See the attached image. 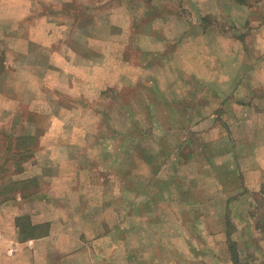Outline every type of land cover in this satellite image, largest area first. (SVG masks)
<instances>
[{"label": "rangeland", "instance_id": "obj_1", "mask_svg": "<svg viewBox=\"0 0 264 264\" xmlns=\"http://www.w3.org/2000/svg\"><path fill=\"white\" fill-rule=\"evenodd\" d=\"M50 1L32 0L28 20L48 14L55 40L79 33L73 17L83 5L68 12ZM205 21L222 31L217 13ZM59 43L48 47L51 58ZM181 48L163 63L145 62L161 94L131 87L138 57L127 66L114 62L113 73H126L131 84L128 77L111 86V63L76 67L60 56L48 63L40 45L33 56L2 63L0 201L17 199L23 216L45 217L33 225L21 219L17 228L32 229L53 264H264V125L257 118L264 92L254 95L253 123H238V110L215 91L220 78L196 83ZM177 70L190 79L170 92ZM23 134L37 135L28 139L33 155L25 154ZM56 244L76 252H55Z\"/></svg>", "mask_w": 264, "mask_h": 264}, {"label": "crops", "instance_id": "obj_2", "mask_svg": "<svg viewBox=\"0 0 264 264\" xmlns=\"http://www.w3.org/2000/svg\"><path fill=\"white\" fill-rule=\"evenodd\" d=\"M50 2L59 3V6L68 12L76 10L80 4L83 5L82 10L78 11L75 18L73 17L72 27L79 33L67 35L68 39L64 34L60 39L58 37L57 41L52 37L53 32L56 31L50 33L47 25L50 20L48 14L43 13L37 20L31 18L28 20L31 12L35 10L32 0H0L1 79L3 62L8 59L13 61L14 54L16 58L19 56L18 59L33 56L31 50L35 45H40L47 49L48 63L54 56L55 60H59L58 56H60L63 61H74L76 67L86 64V61L90 64L105 61L111 63V70L106 73L108 86L119 81L125 82L129 77L126 73L121 74L118 69L117 73H113L114 62L119 61L123 66H127L134 57H138L139 63L130 66L138 73L135 77L136 85L133 82L134 85L131 87H136L138 92L161 94L162 89L149 77L148 69L152 67L145 62L158 59L163 63V59L168 61L181 55L179 49L185 47V61L190 68L189 74L197 76L196 83H202L203 86L211 85L213 83L211 77L218 76L222 84H219L215 91L221 95L223 104L225 106L232 104L233 110H238L239 114L235 112L234 115H237L235 120L238 123H253L252 118L254 114L256 115V110L253 109L256 106L254 95L264 92V0H94V3L91 0H52ZM215 13L224 21L223 24L220 23L222 31L212 26V22L205 21L206 17L214 16ZM25 20L28 22H24ZM99 29L105 30H100L99 34ZM229 29L233 31L231 36L226 31ZM3 31L5 34H11L5 39L8 41L3 42ZM19 35L22 39H18ZM54 40L60 42L61 46L51 58L48 47L55 43ZM137 40L141 46L136 44ZM94 42L98 44L101 42L105 49L101 48L97 51ZM194 45L198 48L201 46V49L195 51L198 48ZM3 49L11 51L3 54ZM12 49L19 52L12 53ZM131 49H135L138 53L131 57L133 51ZM214 56L218 61L217 68L212 65ZM41 57L44 59L43 55ZM199 60L203 62L204 68H200L197 62ZM55 65L61 64L55 63ZM34 69L37 67L33 65L31 67L33 73ZM114 78L119 79L113 81ZM129 78L128 84H131V77ZM181 78L190 79L188 74L177 70L171 76L168 91L177 92L176 87L178 82H181ZM40 86L44 87L43 84ZM10 89H12L11 85ZM182 91L187 93L188 90L182 89ZM1 93L2 85H0V95ZM261 103L264 105V101ZM257 114L258 120L264 125V114L261 116L259 112ZM23 135H20L21 141L28 142L23 147L25 154L33 155L36 147L32 149V142L28 139L36 140L37 135ZM17 201V199L0 201V264H53L50 259L51 252L43 254L48 251V247L44 250L41 246H36L38 243L32 237L35 235L33 230L22 232L17 228V222L21 219L31 221L33 225L37 223L32 220L41 221V218L45 217L43 215V217H33L29 214L23 216V213H19ZM30 201L34 200H25L26 203H32ZM50 235L53 236L52 231H49L45 238L48 240ZM20 239L24 240L20 241ZM54 251L75 253L76 249L67 250L56 244ZM44 257L47 258L44 260Z\"/></svg>", "mask_w": 264, "mask_h": 264}]
</instances>
